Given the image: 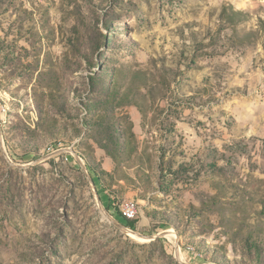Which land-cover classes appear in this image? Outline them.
<instances>
[{
    "label": "rangeland",
    "instance_id": "1",
    "mask_svg": "<svg viewBox=\"0 0 264 264\" xmlns=\"http://www.w3.org/2000/svg\"><path fill=\"white\" fill-rule=\"evenodd\" d=\"M248 240L264 0H0V264H244Z\"/></svg>",
    "mask_w": 264,
    "mask_h": 264
},
{
    "label": "trees",
    "instance_id": "2",
    "mask_svg": "<svg viewBox=\"0 0 264 264\" xmlns=\"http://www.w3.org/2000/svg\"><path fill=\"white\" fill-rule=\"evenodd\" d=\"M242 16H244V13L238 10H235L234 8H228L224 7L222 11V17L226 18L231 24L236 25L239 21L242 20ZM111 155V153H110ZM90 169H92V172L95 173V175L98 177V179L102 182V185H104V179L103 175L108 174V171H105L104 169L97 168L95 166H90ZM121 217L127 222V225L135 229L137 220L136 219H130L127 218L123 213H120ZM246 250L248 252L249 256V263H244V264H253V263H261L263 262L264 258V249L262 245L258 241H246L245 243Z\"/></svg>",
    "mask_w": 264,
    "mask_h": 264
},
{
    "label": "built area",
    "instance_id": "3",
    "mask_svg": "<svg viewBox=\"0 0 264 264\" xmlns=\"http://www.w3.org/2000/svg\"><path fill=\"white\" fill-rule=\"evenodd\" d=\"M123 214L130 219L136 217V208L134 205H128L127 208L123 209Z\"/></svg>",
    "mask_w": 264,
    "mask_h": 264
},
{
    "label": "bare ground",
    "instance_id": "4",
    "mask_svg": "<svg viewBox=\"0 0 264 264\" xmlns=\"http://www.w3.org/2000/svg\"><path fill=\"white\" fill-rule=\"evenodd\" d=\"M127 208V207H126ZM168 235H173V233L172 232H170V233H168ZM138 236V238H140V236L139 235H137Z\"/></svg>",
    "mask_w": 264,
    "mask_h": 264
}]
</instances>
